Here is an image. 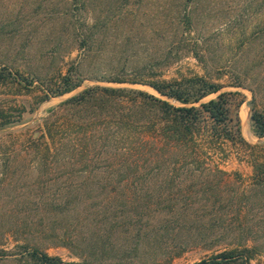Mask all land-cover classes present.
I'll return each instance as SVG.
<instances>
[{
	"label": "rangeland",
	"instance_id": "obj_1",
	"mask_svg": "<svg viewBox=\"0 0 264 264\" xmlns=\"http://www.w3.org/2000/svg\"><path fill=\"white\" fill-rule=\"evenodd\" d=\"M263 27L264 0H0V69L15 77L0 79V110L15 121L0 125V222L25 215L56 217L53 230L51 223L45 229L42 250L65 262L92 260L90 248L77 240L92 231L101 244L95 253L98 264H117L123 257L134 264H191L239 245L250 249L246 258L235 256L221 264H264V181L254 183L251 163L253 157L264 162V136L254 134L250 119L253 110L264 113V30L258 32ZM66 74L79 78L80 85L51 94ZM109 76L146 81L201 76L217 83L218 91L192 104L232 93L230 126L237 117L248 145L210 139V123H201L194 158L187 160L200 175L195 182L188 178L180 185H158L150 176L141 217L131 216V224L121 228L100 223L115 210L109 190L119 155L128 146L115 140V119L84 122L83 132L69 121L74 117L63 101L99 85L142 90L182 105L146 83L104 79ZM105 123L108 137L79 141V133ZM66 140L68 147L61 148L65 164L59 155L61 165L43 167L47 150ZM78 148L86 164L78 162ZM204 163L223 173L206 174ZM63 181L67 188L60 187ZM207 182L219 186L211 189ZM41 197L67 199L69 209L61 214L36 207ZM159 199L162 203H156ZM76 216L99 224L94 231L83 227L76 236L69 224ZM4 238L1 248L16 251L12 236ZM134 248L138 255L130 258ZM1 264L16 261L8 256Z\"/></svg>",
	"mask_w": 264,
	"mask_h": 264
},
{
	"label": "trees",
	"instance_id": "obj_2",
	"mask_svg": "<svg viewBox=\"0 0 264 264\" xmlns=\"http://www.w3.org/2000/svg\"><path fill=\"white\" fill-rule=\"evenodd\" d=\"M184 19L187 22L189 16L185 15ZM263 30L264 27L258 32L262 33ZM260 60H263L264 63V56ZM9 78L15 80L12 73L2 67L0 69V79L7 80ZM104 79L115 82L146 83L160 95L174 99L182 105H174L167 99L142 90L99 85L87 87L63 101V108L68 109L72 113L70 117H74L70 118L71 120L69 121L78 124L81 131L85 129H83L84 122L93 123L97 122V120L104 122L103 120L108 117H110L109 119H115V140L122 142L121 144L124 147L128 146L127 150L125 149V151L120 153L121 156L119 155L117 169H115V184L109 190L111 194L109 200L115 199V213L103 216L99 220L100 223L104 222L110 227L121 228L131 224V220H129L131 216L138 215L141 217V211L147 206L144 199L148 192L146 179L150 176L154 177L158 185H162L165 181L180 185L188 178L190 182H195L197 180L195 178L200 175L189 166L187 160L188 158L192 160L194 158L193 154L196 150L195 140L196 135L200 132L201 123H210L208 127L210 131L208 138L210 139L230 140L233 144L238 142L248 145L240 134L237 117L232 126L233 129L230 126L233 120L229 116V96L232 93L220 92L214 98L202 102L198 106L192 104L198 102L207 94L218 91L220 88L219 84L208 81L204 77H181L170 81H146L144 79L115 76L105 77ZM26 82L30 84L33 79L30 78ZM80 83L81 80L79 78L74 81L69 74H66L61 77L60 85L50 92L54 95H60L73 90ZM48 94L47 92L44 93L41 99L47 98ZM250 119L254 134L258 137L264 136V113L253 110ZM13 122L15 121L5 117L4 112L0 110V125ZM108 129L109 127L105 123L102 127L92 130L91 133H83L84 131L79 133L78 139L79 141H96L98 138L108 137ZM205 130L207 131V127H205ZM67 141L61 147H55L51 151L47 150L45 155L47 158L45 159L44 157L41 163L44 164L43 167L47 165L51 168L54 163L55 166L61 165L57 161L59 155L60 159L63 158L62 163L65 164V154L61 151V148L65 149L68 147L69 143ZM133 141L134 143H131ZM131 148L134 150V158H132L130 153ZM75 150L77 155L82 154L85 156L79 148ZM82 155L78 162L86 164V159H83ZM251 163L254 169V183L257 185L263 184L264 162L259 161L257 157H253ZM201 170L207 171L208 173L206 174L210 175L223 173L217 166L209 167L207 163H204ZM69 175V173L65 174L67 178ZM57 177L60 176L55 178ZM62 183L63 185L61 186L60 184V187H68L64 186V181ZM207 183L211 185V189L219 186L217 183ZM234 193L237 196L239 195L237 199H242L241 193H238V191ZM57 200H60V198H57ZM159 202L162 203L160 199L156 203ZM36 203V207L55 209L61 214H66L63 212L69 209V201L67 199L55 201V199H43L41 197ZM174 207L175 203H171L168 208L172 211ZM29 216L7 217L4 222H0V264L8 256L12 257L16 264H98V258L95 253L101 244L96 234L91 231L87 236H78L83 227L94 231V227L99 224L98 219L96 221H88L85 216H76L71 219L72 221H69V224L77 232V240L79 239V241L90 248L89 253L92 260L89 263H78L62 261L61 258L50 256L42 250V247H45L43 239L48 237L45 229H48V223H51L49 226L53 230L52 224L56 222V217L47 215L33 219V217ZM236 218L241 224L239 216ZM221 224L223 225L225 222L222 221ZM6 233L11 235L14 241L17 242L15 244L16 251H8L1 248V242L5 240ZM140 234V230L137 229L136 236L138 239L141 238ZM21 239V243H18ZM239 246L241 247L236 246L228 251H222L209 259H202L191 264H221L235 256H237L236 258L245 259L244 253L250 249L242 245ZM134 249V254H131L130 258H135L138 255L139 251L136 248ZM126 259V257L119 259L117 264H134L133 261L129 263Z\"/></svg>",
	"mask_w": 264,
	"mask_h": 264
},
{
	"label": "bare ground",
	"instance_id": "obj_3",
	"mask_svg": "<svg viewBox=\"0 0 264 264\" xmlns=\"http://www.w3.org/2000/svg\"><path fill=\"white\" fill-rule=\"evenodd\" d=\"M242 117L245 119V110H243V112H242Z\"/></svg>",
	"mask_w": 264,
	"mask_h": 264
}]
</instances>
